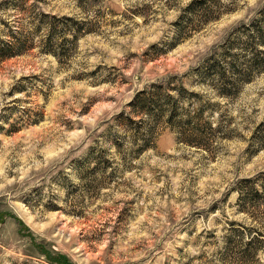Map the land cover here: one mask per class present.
<instances>
[{"label":"rangeland","instance_id":"1","mask_svg":"<svg viewBox=\"0 0 264 264\" xmlns=\"http://www.w3.org/2000/svg\"><path fill=\"white\" fill-rule=\"evenodd\" d=\"M193 1L0 0V53L21 49L0 56V264H264V243L242 252L247 227L264 236V71L229 97L197 73L220 45L247 53L232 33L264 0H206L207 21ZM170 76L218 126L207 149L136 116Z\"/></svg>","mask_w":264,"mask_h":264},{"label":"trees","instance_id":"2","mask_svg":"<svg viewBox=\"0 0 264 264\" xmlns=\"http://www.w3.org/2000/svg\"><path fill=\"white\" fill-rule=\"evenodd\" d=\"M197 6L200 9L203 8L202 14H208L206 21L217 17L210 8H204L207 6L206 0H194L189 9H192L193 11H191L195 13L196 8L193 9V7ZM41 17H46V14H42ZM41 17L40 20H43ZM51 30L52 26L48 24L45 43L53 47L55 43ZM232 34L244 37L247 53L238 55L237 53L223 51L220 45L205 59L203 67L197 68V73L201 76L202 82L206 81L209 83L215 93L221 97L235 95V93L239 92L243 83L250 82L256 74L264 71V2L247 19V22L241 23ZM232 38L233 36L225 43ZM13 44L15 45L8 44L7 47L13 46L11 47L12 49H6L4 53H0V56H10L13 54V50L16 53L21 52L19 47H15L20 43ZM230 45L232 44L230 43ZM46 51L54 52L53 49H46ZM175 77L170 76L165 80L155 81L145 87L135 95L132 107L136 110V116L142 118V121L152 123L154 126L155 123L164 122L174 130H177V134L184 143L207 149L213 143V136L218 126L214 125L211 119L204 115V105L201 102H196L195 109L192 108L191 104L195 102L191 103L187 96L191 95L198 98V94L188 91L182 81ZM184 100L189 101L187 106L182 103ZM213 103L209 102V104ZM190 109L193 112L192 116L189 115ZM134 131L137 133L135 135L137 139L143 138L138 149L147 148L152 134L150 126L147 129L148 134L144 131L141 133L138 126L134 128ZM255 138L260 147L264 148V121L258 126ZM260 177L264 180V172H261ZM262 186L264 192V183ZM260 196V192L254 187L253 179H247V204H250L247 211L249 213H252V209H257L254 204L256 203L257 205L259 203L258 200L262 201ZM252 231L256 233L252 234ZM262 236L263 234L258 228L256 230V228L247 227V242L242 250V252H247V259L256 255L260 248L258 243H264V236ZM231 249L229 248L225 251V258L235 259ZM45 258L49 263L69 264L66 257L62 254L47 255L45 253Z\"/></svg>","mask_w":264,"mask_h":264}]
</instances>
